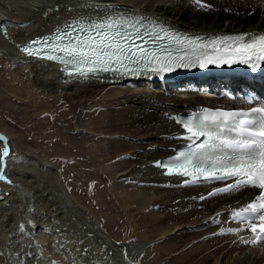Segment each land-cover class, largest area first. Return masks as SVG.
Returning <instances> with one entry per match:
<instances>
[{"label":"bare ground","instance_id":"obj_1","mask_svg":"<svg viewBox=\"0 0 264 264\" xmlns=\"http://www.w3.org/2000/svg\"><path fill=\"white\" fill-rule=\"evenodd\" d=\"M113 12L145 16L196 37L264 34L261 0H0L5 30L0 33V52L27 71L33 86L64 97L75 109L73 128L52 119L60 129L83 138L104 136L107 157L101 172L117 197L121 215L116 217L137 233L116 238L71 192L57 165L35 154L38 151L24 150V143L18 137L20 143L13 142L11 133L1 127L5 140L0 141V173L6 179L0 180V251L8 264H264V239L245 244L243 240L253 238L250 230L227 232L241 229L230 213L254 199L257 190L223 191L234 181L185 183V177L168 175L156 166L160 158L187 143L178 139L184 130L175 123L176 114L244 108L240 100L200 93L199 78L187 73H164L163 78L66 77L56 63L28 58L17 50L16 44L50 33L71 19ZM208 79L202 88L222 91L221 83ZM96 98L112 100L109 111L116 115L101 133L89 131L83 122ZM126 110L129 117L123 119ZM139 117L145 118L141 124L135 121Z\"/></svg>","mask_w":264,"mask_h":264},{"label":"snow or ice","instance_id":"obj_2","mask_svg":"<svg viewBox=\"0 0 264 264\" xmlns=\"http://www.w3.org/2000/svg\"><path fill=\"white\" fill-rule=\"evenodd\" d=\"M22 51L29 57L57 62L63 65L65 75L83 80L102 75L155 74L163 78L162 74L179 68L206 69L211 64H242L256 72L264 62V34L190 38L154 19L113 12L79 18L51 36L33 40ZM177 123L184 130L178 139L187 141L185 150L156 166L168 175L185 177V183L234 181L223 191L258 190L251 202L230 213L241 229L229 228L227 232L238 234L247 228L253 238L243 243H259L264 239V107L249 111L204 109L190 118L181 117ZM4 140L0 136V141ZM8 154L5 146L3 155ZM4 179L0 173V180Z\"/></svg>","mask_w":264,"mask_h":264},{"label":"rangeland","instance_id":"obj_3","mask_svg":"<svg viewBox=\"0 0 264 264\" xmlns=\"http://www.w3.org/2000/svg\"><path fill=\"white\" fill-rule=\"evenodd\" d=\"M248 13L247 11L246 14ZM26 72L9 62L0 52V128L11 133L13 142L22 141L24 150L38 151L35 154L57 165L71 192L98 215L100 222L116 238L122 239L126 233L137 235L133 232V227L116 217L121 212L117 197L112 192L109 180L101 172L102 161L107 157L105 144L101 141L104 136L97 134L90 136L91 138H83L60 129L52 119L57 117L73 128L75 109H71L64 97H53L36 85L33 86L36 83ZM92 105L94 107L86 111L83 122L89 131L101 133L110 116L116 118L109 111L114 104L112 100L96 98ZM123 115V119L128 118L129 111H124ZM140 119L135 121L141 124L145 120ZM137 122L135 123L138 125ZM120 126H123L122 123ZM95 157L97 159H93ZM110 216H115L116 220ZM0 264H8L1 251Z\"/></svg>","mask_w":264,"mask_h":264},{"label":"water","instance_id":"obj_4","mask_svg":"<svg viewBox=\"0 0 264 264\" xmlns=\"http://www.w3.org/2000/svg\"><path fill=\"white\" fill-rule=\"evenodd\" d=\"M2 24L4 25V22H2ZM2 197V195L0 194V198Z\"/></svg>","mask_w":264,"mask_h":264}]
</instances>
